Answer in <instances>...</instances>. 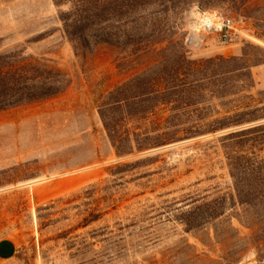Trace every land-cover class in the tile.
I'll return each instance as SVG.
<instances>
[{
	"label": "rangeland",
	"instance_id": "1",
	"mask_svg": "<svg viewBox=\"0 0 264 264\" xmlns=\"http://www.w3.org/2000/svg\"><path fill=\"white\" fill-rule=\"evenodd\" d=\"M188 2L137 0V15L120 24L134 34L126 44L103 43L78 57L59 18L68 4L0 0V52L44 57L72 79L57 96L0 110V239L19 246L15 258L0 264H264V188L256 179L244 187L241 202L229 163L233 157L238 172L248 168L260 177L264 133L226 139L263 124L264 117L119 157L99 115L101 89L158 63L135 52L148 42H158L157 51L183 46L192 61L240 57L243 51L262 61L251 68V88L240 73L210 78L209 90L198 97L203 110L179 116L166 111L163 121L264 114V0H199L201 9L232 17L239 28L228 42L210 32L199 47L185 46L184 35L173 29ZM149 12L152 21L145 19ZM150 25L152 37L145 33ZM167 58L170 65L176 54ZM223 84L226 98L217 94ZM140 159L153 163L125 173L116 166ZM144 172L151 175L138 179ZM69 180L78 181L76 188L56 194ZM43 185L51 189L40 197Z\"/></svg>",
	"mask_w": 264,
	"mask_h": 264
},
{
	"label": "trees",
	"instance_id": "2",
	"mask_svg": "<svg viewBox=\"0 0 264 264\" xmlns=\"http://www.w3.org/2000/svg\"><path fill=\"white\" fill-rule=\"evenodd\" d=\"M53 1L57 6H70L69 10L61 12L59 18L63 32L73 43L78 57H85L103 43L126 44L134 36L121 30L120 24L137 15V0ZM153 16L154 13H147L146 21H152ZM145 33L152 37L155 31L151 30L150 25ZM157 43L148 42L135 51L140 58H155L157 64L142 70L113 89H101L97 97L101 121L119 157L130 151L145 152L183 139L215 134L228 128L237 129L264 117V114L256 116L241 112L236 113L232 119L206 123L193 124L172 119L163 121L161 116L166 111H170L171 116H179L203 110L198 108L202 103L198 97L209 90L205 81L210 78L240 73L249 82H245L244 86L251 88L254 81L251 68L262 61L252 59L246 51L240 57L192 61L187 58L183 46L179 49L167 46L157 51ZM25 53V50L0 52V110L57 96L72 83L71 77L62 67L52 64L44 57ZM168 53L176 54V59L170 65L166 63L170 61ZM159 56L162 58H158ZM217 94L220 98H226L229 90L223 84L222 88L217 89ZM130 123L132 126L127 127ZM258 132L264 133V123L231 132L226 135V139ZM147 161L149 159H140L116 166L122 169L121 173L132 172L151 166L153 162L145 163ZM229 163L241 202L244 187L251 185L256 179L264 188V173L257 178L248 168L238 172L233 157H229ZM149 175L151 173H141L138 179Z\"/></svg>",
	"mask_w": 264,
	"mask_h": 264
},
{
	"label": "clouds",
	"instance_id": "3",
	"mask_svg": "<svg viewBox=\"0 0 264 264\" xmlns=\"http://www.w3.org/2000/svg\"><path fill=\"white\" fill-rule=\"evenodd\" d=\"M227 23L222 14L201 9L199 0H189L179 13L180 27L174 24L173 29L184 35L185 46L199 47L205 35L223 30Z\"/></svg>",
	"mask_w": 264,
	"mask_h": 264
},
{
	"label": "crops",
	"instance_id": "4",
	"mask_svg": "<svg viewBox=\"0 0 264 264\" xmlns=\"http://www.w3.org/2000/svg\"><path fill=\"white\" fill-rule=\"evenodd\" d=\"M83 176H85V179H88V177H86L88 175H83ZM77 185H78L77 180H69L65 182L61 187H59V189L56 190V194L68 193L74 188H76ZM50 189H51L50 186L43 185L41 188H39V190L36 193L40 197H42L43 195L47 194ZM18 252H19V246L16 240L11 238L0 239V262L12 260L17 256Z\"/></svg>",
	"mask_w": 264,
	"mask_h": 264
},
{
	"label": "built area",
	"instance_id": "5",
	"mask_svg": "<svg viewBox=\"0 0 264 264\" xmlns=\"http://www.w3.org/2000/svg\"><path fill=\"white\" fill-rule=\"evenodd\" d=\"M227 23V26L223 28L221 31H213L220 35V39L223 42L232 41L237 37V34L239 32L238 25L236 21L229 16H224Z\"/></svg>",
	"mask_w": 264,
	"mask_h": 264
}]
</instances>
